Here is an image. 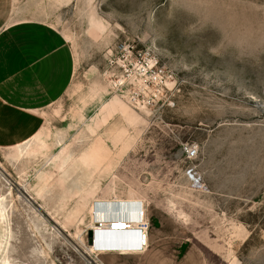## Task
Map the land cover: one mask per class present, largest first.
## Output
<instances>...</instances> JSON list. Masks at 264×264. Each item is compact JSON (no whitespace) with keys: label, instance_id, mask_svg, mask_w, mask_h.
Instances as JSON below:
<instances>
[{"label":"rangeland","instance_id":"1","mask_svg":"<svg viewBox=\"0 0 264 264\" xmlns=\"http://www.w3.org/2000/svg\"><path fill=\"white\" fill-rule=\"evenodd\" d=\"M18 19L76 70L41 110L0 105V264H264V0H0ZM115 200L144 253L86 247Z\"/></svg>","mask_w":264,"mask_h":264},{"label":"crops","instance_id":"2","mask_svg":"<svg viewBox=\"0 0 264 264\" xmlns=\"http://www.w3.org/2000/svg\"><path fill=\"white\" fill-rule=\"evenodd\" d=\"M75 70V55L67 39L47 22L18 19L0 30V105L4 108L17 113L32 112L59 101L68 91ZM113 202L109 203L130 211L111 212L104 207L105 211H101L97 218L115 220L116 215L139 217V221L134 220L138 227L125 232H99L102 242H98L100 249L97 252L144 253L148 247V236L141 203Z\"/></svg>","mask_w":264,"mask_h":264},{"label":"bare ground","instance_id":"3","mask_svg":"<svg viewBox=\"0 0 264 264\" xmlns=\"http://www.w3.org/2000/svg\"><path fill=\"white\" fill-rule=\"evenodd\" d=\"M116 201V200H115ZM117 202V201H116ZM114 203V202H113ZM113 203H109L108 204H103V206L105 208H107V211H122V212H126V211H130V210H127V208L123 207V206H116L114 207V204ZM132 203V202H131ZM117 205V204H116ZM101 209V207H100ZM134 209V208H133ZM104 210V209H103ZM102 210V211H103ZM136 210V209H135ZM105 211V210H104ZM133 211V210H132ZM101 212V210H100ZM136 212V211H135ZM98 213V212H97ZM109 213V212H108ZM92 223L90 224V229H93L94 230V242L90 245H87L86 247L88 248V250L92 253H95L97 251H99L100 248H98L97 244L98 242H102L100 241L101 240V236L98 234L99 232L100 233H104V231H111V232H125V231H132V230H135L136 227H138V222L137 223H134V220L135 221H139V217H137L136 219L134 218H131V217H125V216H120V215H116V219L115 220H103V219H99V218H94V216L96 217V215L94 214V209L92 210ZM101 215V214H100ZM98 216V215H97ZM95 221V223H94ZM115 225H122V227H115ZM141 225V224H140ZM142 226V225H141ZM111 228H114V229H111ZM131 233V232H130ZM141 233V232H140ZM145 233V232H144ZM108 234V233H107ZM115 234V233H114ZM119 234V233H118ZM116 235V234H115ZM124 235V233H123ZM104 236V235H103ZM109 236V235H108ZM127 236V234H126ZM115 237V236H114ZM117 237V236H116ZM122 237V236H121ZM120 237V238H121ZM118 237V239H120ZM104 240V237L102 238ZM111 239V238H110ZM117 239V238H116ZM112 240V239H111ZM105 241H107L105 239ZM101 244V243H100ZM99 244V245H100ZM108 245V243H107ZM103 247V246H102ZM110 247V245H109ZM116 246H114L115 248ZM125 247V246H124ZM106 248V247H105ZM107 249V248H106ZM109 249V248H108Z\"/></svg>","mask_w":264,"mask_h":264},{"label":"water","instance_id":"4","mask_svg":"<svg viewBox=\"0 0 264 264\" xmlns=\"http://www.w3.org/2000/svg\"><path fill=\"white\" fill-rule=\"evenodd\" d=\"M89 242L90 244L94 242V230L93 229L89 230Z\"/></svg>","mask_w":264,"mask_h":264},{"label":"built area","instance_id":"5","mask_svg":"<svg viewBox=\"0 0 264 264\" xmlns=\"http://www.w3.org/2000/svg\"><path fill=\"white\" fill-rule=\"evenodd\" d=\"M187 153H188V155H193L195 152L192 149H187Z\"/></svg>","mask_w":264,"mask_h":264},{"label":"snow or ice","instance_id":"6","mask_svg":"<svg viewBox=\"0 0 264 264\" xmlns=\"http://www.w3.org/2000/svg\"><path fill=\"white\" fill-rule=\"evenodd\" d=\"M115 227H122V225H115Z\"/></svg>","mask_w":264,"mask_h":264}]
</instances>
